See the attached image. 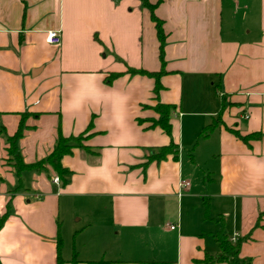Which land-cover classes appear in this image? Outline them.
<instances>
[{"label":"crops","instance_id":"obj_1","mask_svg":"<svg viewBox=\"0 0 264 264\" xmlns=\"http://www.w3.org/2000/svg\"><path fill=\"white\" fill-rule=\"evenodd\" d=\"M144 1L166 36L158 99L175 105L178 145L176 160L148 164L147 149L169 138L136 121L157 118L142 109L155 104L154 81L125 74L161 69ZM49 31L59 46L46 43ZM22 114L26 165L52 152L58 126L78 136L92 121V154L61 159L64 186L52 171L19 178L7 163L5 135ZM228 129L259 137L246 144ZM0 133L1 264H202L221 254L219 235L237 250L214 264H264V0H0ZM66 220L79 225L59 263Z\"/></svg>","mask_w":264,"mask_h":264},{"label":"trees","instance_id":"obj_2","mask_svg":"<svg viewBox=\"0 0 264 264\" xmlns=\"http://www.w3.org/2000/svg\"><path fill=\"white\" fill-rule=\"evenodd\" d=\"M143 6L148 9L150 13V19L154 23L156 36L159 41V53L161 58V69L158 72H149L146 70H140V69H133L127 67L125 74H128L130 76H144L147 78H150L154 81L153 86V100L155 104L153 106H147L143 105L142 109H150L152 110L156 115V119H137V124L142 125L145 122L149 123L148 128H160L163 133L169 138V143L165 146H159V147H153L149 148L151 153L147 156V164L150 162H160L162 160H165L167 156H172L173 159L176 160L177 158V152H178V145L173 142L171 138V114L175 110V105L171 104H163L159 101L158 95L159 92L163 89L161 85V77L166 74L164 70V63L162 60V54H163V47L165 43V34L162 28V21L158 19L154 12V6L149 5L145 1L143 2ZM95 40L98 41V39L95 37ZM122 74H109L105 80L104 83L107 85H110L113 80L120 77ZM28 114H22L21 120L18 126L17 131L12 136L5 135L6 142L8 144V159L7 163L11 165L16 173V175L20 178L21 173L25 171H33V172H46V171H52L55 176H57L59 183L61 186H64L68 182V178L70 176V172L65 169L61 165V159L64 156L70 155L72 153V150L75 148L82 149L87 153L92 154V149L86 145H84V142L91 136L90 130L92 129V121L89 122L87 129L81 133L78 136H70V137H64L61 134L60 126H58L57 130V139L55 141L54 147L52 152L47 156L46 159L42 161H38L33 164L26 165L23 163L21 156L18 152L17 143L19 139L22 137V133L24 130V119L27 117ZM218 121L213 122L211 125L205 127L201 133L199 134V138H205L211 133L216 127H217ZM235 137L239 138L244 143H248V140L251 138H258L259 135H247L242 136L237 131L228 129ZM1 134V133H0ZM7 219V215L4 214L0 217V230L2 229L5 221ZM217 242L219 244V248L221 251V254H219L216 257H205L203 261H201L202 264H214V263H220L225 262L234 256L237 246L232 244L230 241L226 240L225 238L217 237ZM60 247H61V240L58 239L57 243V251H58V262L61 263L60 259ZM78 262L76 256L73 257L72 263L76 264ZM1 264V261H0ZM86 264H111V262H107L104 260L100 261H88ZM147 264H167L163 262H149ZM234 264H249L248 262H235Z\"/></svg>","mask_w":264,"mask_h":264},{"label":"rangeland","instance_id":"obj_3","mask_svg":"<svg viewBox=\"0 0 264 264\" xmlns=\"http://www.w3.org/2000/svg\"><path fill=\"white\" fill-rule=\"evenodd\" d=\"M185 157H188L187 151L184 152ZM79 224L74 223L71 220H66L62 227V236H61V243H62V249H61V256L62 258H71L72 256V250L73 245L75 242V236L73 227L78 226Z\"/></svg>","mask_w":264,"mask_h":264},{"label":"built area","instance_id":"obj_4","mask_svg":"<svg viewBox=\"0 0 264 264\" xmlns=\"http://www.w3.org/2000/svg\"><path fill=\"white\" fill-rule=\"evenodd\" d=\"M46 43L48 45H51V46H59L60 43H61V37L59 36V32L58 31H49V32H47L46 33ZM53 182L55 184H58L59 183L58 178L55 177L53 179ZM188 186H189V183L182 182V183H180L179 188L183 189V188H186ZM168 227H169L170 230H174L175 229V226H173V225H168ZM231 241L234 242L235 240L232 239Z\"/></svg>","mask_w":264,"mask_h":264}]
</instances>
